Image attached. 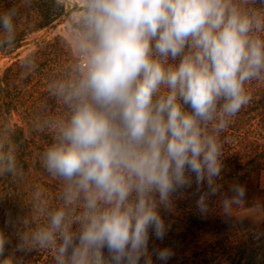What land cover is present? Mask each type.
Returning a JSON list of instances; mask_svg holds the SVG:
<instances>
[{"label":"clouds","instance_id":"1","mask_svg":"<svg viewBox=\"0 0 264 264\" xmlns=\"http://www.w3.org/2000/svg\"><path fill=\"white\" fill-rule=\"evenodd\" d=\"M0 6V52L13 51L24 10ZM63 17L66 59L45 80L26 130L0 117V199L26 209L0 229V264L47 252L49 264H152L150 230L163 240L160 208L206 183L200 211L220 189L222 133L264 83V0H53ZM40 70L39 53L18 60L21 81ZM50 137L38 153L40 179L21 161L29 136ZM49 182L56 185L55 191ZM220 206L241 216L246 188ZM264 213L259 203L249 209ZM106 250V251H105ZM167 261L169 248L153 249Z\"/></svg>","mask_w":264,"mask_h":264},{"label":"trees","instance_id":"2","mask_svg":"<svg viewBox=\"0 0 264 264\" xmlns=\"http://www.w3.org/2000/svg\"><path fill=\"white\" fill-rule=\"evenodd\" d=\"M13 0H0V6L9 7ZM53 0H34V6L24 10V20L18 36L17 47L13 51L0 52V55H13L28 42V37L42 30L54 28L61 15L52 11ZM61 37L44 41L35 50L39 53L40 70L28 80L21 81L18 75V60L14 61L0 76V117L5 114L16 117L15 122L26 130L27 121L32 109L46 95L45 80L48 72L59 62L66 59L67 48L61 45ZM252 101L244 107L231 124L222 133L224 145L223 170L217 183L220 189L216 195L208 199V210L201 212L197 205L199 195L207 191L206 183L200 186L193 182L191 188H185L173 195L172 205L166 209L160 208V214L167 227L163 240L155 237L150 230L149 252L152 253V264H212L211 258L215 250L211 249L207 236L212 231L223 228L220 202L231 196L230 189L234 184L246 188L253 180H258L264 171V83L253 82L250 85ZM50 137L46 135L29 136L22 149L21 161L25 169L30 171L32 179L42 178L37 160L38 153L45 147ZM53 191L54 182H49ZM0 187L13 190L15 186L8 181L0 180ZM245 195V196H246ZM245 199V198H244ZM247 202H245L246 204ZM26 209L16 196H5L0 199V229L11 238L7 252H11L16 243V229L11 224L6 225L9 214L12 220L24 215ZM169 248L173 255L167 261L157 259L153 249ZM106 251V250H105ZM23 257V264H49L50 255L47 252L16 253ZM140 264H144L143 258Z\"/></svg>","mask_w":264,"mask_h":264},{"label":"rangeland","instance_id":"3","mask_svg":"<svg viewBox=\"0 0 264 264\" xmlns=\"http://www.w3.org/2000/svg\"><path fill=\"white\" fill-rule=\"evenodd\" d=\"M62 19L63 17L54 28L29 36L27 44L13 55H0V76L16 61L17 53L20 58L28 51H35L44 41L62 37ZM12 119L15 121L16 117L12 116ZM258 203L264 205V171L258 180H253L248 186L241 216L221 212L223 228L212 231L207 236L210 248L216 252L212 255V264H264V213L256 214L249 210Z\"/></svg>","mask_w":264,"mask_h":264}]
</instances>
